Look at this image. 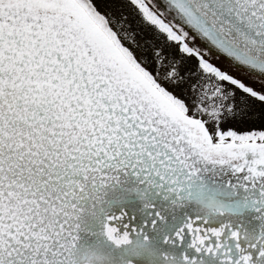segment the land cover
<instances>
[{
  "label": "snow or ice",
  "instance_id": "snow-or-ice-1",
  "mask_svg": "<svg viewBox=\"0 0 264 264\" xmlns=\"http://www.w3.org/2000/svg\"><path fill=\"white\" fill-rule=\"evenodd\" d=\"M0 264H264V0H0Z\"/></svg>",
  "mask_w": 264,
  "mask_h": 264
}]
</instances>
